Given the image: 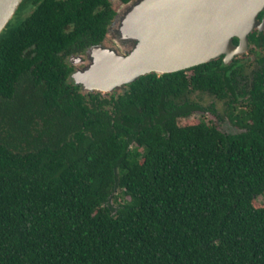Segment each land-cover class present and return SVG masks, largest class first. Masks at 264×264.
<instances>
[{
  "label": "trees",
  "instance_id": "1",
  "mask_svg": "<svg viewBox=\"0 0 264 264\" xmlns=\"http://www.w3.org/2000/svg\"><path fill=\"white\" fill-rule=\"evenodd\" d=\"M115 14L22 0L0 32V264H264V30L246 60L84 94L68 59ZM194 93L225 101L240 130L178 125L203 109Z\"/></svg>",
  "mask_w": 264,
  "mask_h": 264
},
{
  "label": "water",
  "instance_id": "2",
  "mask_svg": "<svg viewBox=\"0 0 264 264\" xmlns=\"http://www.w3.org/2000/svg\"><path fill=\"white\" fill-rule=\"evenodd\" d=\"M21 2L0 0V32ZM262 10L264 0H156L141 13L152 25L145 41L128 55L100 53V60L81 73L76 83L88 92H114L148 73L187 69L220 55L228 63L247 50L253 28L264 30V16L257 19ZM178 11L180 20L174 23ZM233 37L238 38L237 44Z\"/></svg>",
  "mask_w": 264,
  "mask_h": 264
},
{
  "label": "rangeland",
  "instance_id": "3",
  "mask_svg": "<svg viewBox=\"0 0 264 264\" xmlns=\"http://www.w3.org/2000/svg\"><path fill=\"white\" fill-rule=\"evenodd\" d=\"M155 1L156 0H131L128 3H122L120 0H110L116 14L108 27L104 41L97 46L85 50V52L76 58L71 59L73 71L71 72L68 81L76 85L84 94L93 93L88 92L90 90H87L82 83L77 84L76 80L78 81L81 73L87 71L92 64L100 60V56H98L100 53L109 50L111 52L128 55L135 48L139 47L141 43L145 41V34L150 33L149 31L152 26L151 22L149 23V21L146 20L147 16H144V14L141 16V13H143V11ZM28 10H26V12ZM244 55L237 54L235 56L246 60V56ZM126 86L127 83L114 90V92H96L103 95L117 94L125 90ZM192 99L198 102L203 109H195L186 115L178 117V125H191L204 120L207 123L216 125L223 132L235 133L240 130L228 120L225 101L216 99L214 96L207 93H194L192 94ZM211 106L213 107L214 112L208 110V107ZM237 106L240 108L242 106L241 102L237 103ZM263 203L264 196H259L254 201L255 206H260Z\"/></svg>",
  "mask_w": 264,
  "mask_h": 264
},
{
  "label": "bare ground",
  "instance_id": "4",
  "mask_svg": "<svg viewBox=\"0 0 264 264\" xmlns=\"http://www.w3.org/2000/svg\"><path fill=\"white\" fill-rule=\"evenodd\" d=\"M175 16H176V18H175V22L174 23H176V22H178L179 20H180V12L178 11L176 14H175ZM174 16V17H175ZM174 17H172L171 19H173ZM173 23V24H174Z\"/></svg>",
  "mask_w": 264,
  "mask_h": 264
},
{
  "label": "flooded vegetation",
  "instance_id": "5",
  "mask_svg": "<svg viewBox=\"0 0 264 264\" xmlns=\"http://www.w3.org/2000/svg\"><path fill=\"white\" fill-rule=\"evenodd\" d=\"M86 50H87V49H86ZM84 52H85V51H84ZM82 53H83V52H82ZM82 53H79L77 56H79V55L82 54ZM77 56H76V57H77ZM76 57L69 58L68 61L71 63V61H72L71 59H74V58H76ZM71 65H72V64H71Z\"/></svg>",
  "mask_w": 264,
  "mask_h": 264
}]
</instances>
